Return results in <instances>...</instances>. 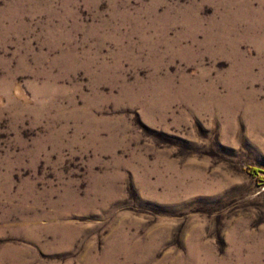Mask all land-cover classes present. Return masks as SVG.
Masks as SVG:
<instances>
[{
  "label": "rangeland",
  "instance_id": "1",
  "mask_svg": "<svg viewBox=\"0 0 264 264\" xmlns=\"http://www.w3.org/2000/svg\"><path fill=\"white\" fill-rule=\"evenodd\" d=\"M0 264H264V0H0Z\"/></svg>",
  "mask_w": 264,
  "mask_h": 264
},
{
  "label": "trees",
  "instance_id": "2",
  "mask_svg": "<svg viewBox=\"0 0 264 264\" xmlns=\"http://www.w3.org/2000/svg\"><path fill=\"white\" fill-rule=\"evenodd\" d=\"M254 171H255V174H258L259 172H262L261 170H257V169H255Z\"/></svg>",
  "mask_w": 264,
  "mask_h": 264
}]
</instances>
